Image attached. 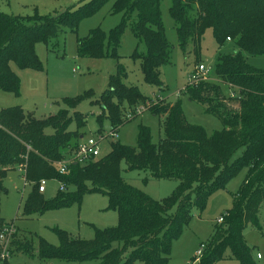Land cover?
Returning a JSON list of instances; mask_svg holds the SVG:
<instances>
[{
  "label": "trees",
  "instance_id": "obj_1",
  "mask_svg": "<svg viewBox=\"0 0 264 264\" xmlns=\"http://www.w3.org/2000/svg\"><path fill=\"white\" fill-rule=\"evenodd\" d=\"M108 3L112 13L121 15L120 23L108 33L97 28L78 40L81 57L117 61L116 73L95 102L102 108L101 118H108L114 131L137 115V110L149 111L160 118L163 137L155 143L150 129L140 125L136 146L111 141L106 155L84 165L71 164L60 174L57 163L86 139L87 120L77 107L87 97L65 99L64 108L45 119L18 107L0 110V236L8 225H14L1 216V197L8 172L18 164L26 163L23 178L33 184L24 206L27 216L80 203L87 193L106 196L108 208L119 216L117 227L95 229L92 241L56 229L59 247L37 237L35 248L15 236L5 252L9 258L23 253L61 264H168L172 243L181 236L194 210H203L211 194L246 169L238 199L203 244L199 264L226 257L239 264H256L244 231L247 227L262 229L264 69L249 64L244 53L264 55V0H171L169 12L184 53L191 44L199 45L207 30L220 47L231 42L238 48L234 53L219 54L213 73L238 92L237 108L229 105L231 98L214 83H189L184 89L190 101L221 122V130L211 136L188 122L179 102H160L159 96H147L126 83L119 50L128 28L137 40L133 57L140 62L145 83L164 89L161 68L170 64L173 47L162 22V0H82L78 7L62 13L26 20L0 13V88L19 94L20 80L11 64L41 68L35 50L38 42L57 41L66 30L76 32L81 21ZM72 122L76 124L73 131L69 129ZM123 163L128 171H145V181L176 180L174 194L155 200L136 189L123 178ZM43 179L58 181L64 191L59 189L54 199L45 201L39 192Z\"/></svg>",
  "mask_w": 264,
  "mask_h": 264
},
{
  "label": "rangeland",
  "instance_id": "obj_2",
  "mask_svg": "<svg viewBox=\"0 0 264 264\" xmlns=\"http://www.w3.org/2000/svg\"><path fill=\"white\" fill-rule=\"evenodd\" d=\"M81 1L0 0V13L26 20L36 16L45 17L62 13L72 7H78ZM170 5L171 0H162V22L167 40L173 47L170 64L161 68L164 89L159 90L145 83L140 62L133 57L137 40L128 28L122 36L119 63L125 69L128 85L137 87L147 96H159L160 102H179L188 122L203 128L211 136L221 130V122L215 115L207 113L200 104L190 101L184 89L192 82V76L197 68L203 65L209 73L206 80L202 78L199 82L219 85L231 98L228 99L229 105L237 108L238 103L235 98L238 92L234 87L220 82L213 73L218 55L234 53L238 48L231 42L220 47L214 40L212 31L207 30L200 44L194 46L191 44L184 53L178 44L175 24L169 12ZM120 21L121 15L112 13L111 3H108L94 16L81 21L76 32L66 30L57 41L49 38L47 43L38 42L35 50L41 68H21L15 63L11 64L20 80L19 94L5 92L0 88V110L18 107L33 114L37 119H45L64 108L65 99L83 96L87 99L78 105L77 111L87 120L84 129L85 138L98 137L101 134L108 138L100 143L101 156L109 153L110 142L114 140L125 146H136L140 125L147 126L153 141L158 143L163 137L162 124L160 118L149 111L137 110V115L114 131L110 120L106 117L101 118L102 108L95 102L108 87L111 75L116 73L117 61L112 58H85L78 52V40L88 36L91 30L99 28L108 33ZM244 56L255 68L264 69V55L244 53ZM75 128L76 124L72 122L69 129L73 131ZM112 134L115 138H111ZM21 168V164L15 165L4 180L6 192L1 197V216L7 224H14L10 225L13 226L14 233L8 238V242L0 244V264H61L58 261H41L37 256L31 257L23 253H16L9 258L5 251L9 249L15 236L21 242H30L35 248H37V237L54 247H59L60 238L55 232L56 229L66 232L71 237L92 241L95 239V229L104 230L118 226V213L110 210L107 197L98 193H87L80 203H74L69 207L27 216L24 206L33 184L24 181ZM121 168L122 176L128 183L155 200L171 197L177 188L176 180L145 181L144 178L147 177L145 171H128L124 163ZM246 177V169L239 171L223 188L207 198L203 210H194L189 224L184 227L181 236L172 243L168 264L194 262L197 250L201 245L208 243L215 232L218 219L224 218L227 211L233 208ZM59 189L58 181H48L46 192L43 194L44 200L54 199ZM260 221L262 229L247 227L244 231L246 243L253 249L256 264H264V208L260 211ZM199 263L200 261L194 264ZM213 264H239V262L226 257L215 259Z\"/></svg>",
  "mask_w": 264,
  "mask_h": 264
},
{
  "label": "built area",
  "instance_id": "obj_3",
  "mask_svg": "<svg viewBox=\"0 0 264 264\" xmlns=\"http://www.w3.org/2000/svg\"><path fill=\"white\" fill-rule=\"evenodd\" d=\"M208 70H206V68L203 65H200L195 74H193L192 76V82L190 84H196L198 83L200 80L205 79L207 77L208 74ZM115 135L112 134L111 138H115ZM106 137H104L102 134L99 135L98 137H88L86 139H84L78 146V148L72 152L70 155H68L65 159H63L62 161H60L59 163H57V167L59 170L60 174H64L68 168L69 165L71 164H86L94 159H97L98 157L101 156V148H100V143L105 139ZM108 139V138H106ZM31 149L30 146L27 147V150L29 151ZM26 159V158H25ZM21 172H25V167H26V163H24L23 165H21ZM48 184V180L43 179L40 181L39 183V192L44 193L46 191V187ZM60 190L64 191V186L62 184H60ZM224 218H220L218 219V223L221 224L223 223ZM14 233L13 230V226H8L4 233L0 236V242L2 244H5L6 242H8V238ZM203 250H204V245H201L199 250H197L196 252V258L195 261L193 263H189V264H194L195 262H198L203 254ZM260 257V255H258V258Z\"/></svg>",
  "mask_w": 264,
  "mask_h": 264
},
{
  "label": "crops",
  "instance_id": "obj_4",
  "mask_svg": "<svg viewBox=\"0 0 264 264\" xmlns=\"http://www.w3.org/2000/svg\"><path fill=\"white\" fill-rule=\"evenodd\" d=\"M45 192H46V191H45ZM43 194H44V193H43ZM258 255H259V254H258ZM260 257H261V256H260ZM260 257H259V258H260Z\"/></svg>",
  "mask_w": 264,
  "mask_h": 264
}]
</instances>
